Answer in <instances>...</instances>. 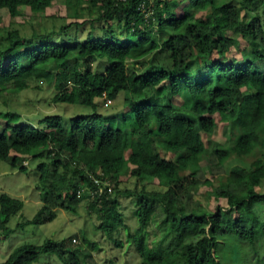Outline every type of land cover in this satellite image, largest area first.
Returning a JSON list of instances; mask_svg holds the SVG:
<instances>
[{"label": "trees", "instance_id": "16d2710c", "mask_svg": "<svg viewBox=\"0 0 264 264\" xmlns=\"http://www.w3.org/2000/svg\"><path fill=\"white\" fill-rule=\"evenodd\" d=\"M55 1L0 0V10L15 18L21 8L37 14ZM64 1L58 26L27 33L10 23L0 34V97L44 87L53 104L90 108L67 122L43 114L37 126L13 109L0 112V161L22 172L23 162L37 161L42 206L26 223L45 224L58 210L77 215L82 205L116 247L124 243L114 236L124 232L138 264H224L221 255L230 264H264V194L254 189L264 178V0H89V14L96 12L89 21L80 0ZM238 46L242 58L229 62ZM182 92L189 107L172 102ZM103 95L113 101L105 115L98 108ZM218 122L230 123L234 144L215 150V158L252 159L250 170L235 165L220 176L214 194L226 208L211 211L190 189L212 185L200 165V133H212ZM97 169L105 179L94 186L88 173ZM127 171L135 184L120 188ZM120 199L132 207L133 231ZM22 208L0 194L1 235ZM75 247L22 244L0 264H35L41 255L80 264Z\"/></svg>", "mask_w": 264, "mask_h": 264}, {"label": "rangeland", "instance_id": "374dc122", "mask_svg": "<svg viewBox=\"0 0 264 264\" xmlns=\"http://www.w3.org/2000/svg\"><path fill=\"white\" fill-rule=\"evenodd\" d=\"M79 4L80 12L82 13V19H87V21L96 17V12L89 14V10L94 11L93 7H90L89 0H80ZM242 0H235L234 3H239ZM180 9H186L185 4H179L177 6ZM22 16L12 18L9 16L5 9L0 10V34L9 28L10 23H12L16 28L22 29L23 31L30 33L32 28L40 25L58 26L61 23V19L66 16L65 1L57 0L51 7L47 8L41 13H32L26 7L21 8ZM177 13V12H176ZM54 19V21L52 20ZM81 19V20H82ZM80 20V21H81ZM69 22L72 20L69 19ZM242 43V42H241ZM243 45V44H242ZM242 47V46H241ZM240 46L234 48L229 55V62L237 61L242 56L239 53L241 49ZM216 58V54L213 59ZM204 71V69H202ZM248 92V91H247ZM53 93L50 89H42L27 91L24 93H19L16 96L9 97L3 95L0 97V112H5L10 109L17 111L20 114V121L22 123L32 124L34 126L38 125L40 116L43 114H58L64 116V121L67 122L70 117L79 114H88L90 108H70L62 104H53L51 102ZM123 96H121V102ZM99 103V113L105 115L106 112H110L108 106L113 103L108 101L105 97ZM7 102V104H5ZM120 102V101H119ZM172 102L179 107H189V95L186 92H182L179 95L172 97ZM108 108V109H107ZM104 109H107L106 112ZM116 122L119 124L121 122V114H117ZM4 119L0 118V126H4ZM202 141L206 147L203 159L201 161V167L205 173V178L212 183L203 184L196 182L193 189H190L193 193L195 199L202 202V204L209 210H215L217 206L226 208L224 198H219L216 200L215 188L220 184L217 180L220 176H227L230 170L235 166L239 165L245 170H250L249 167L252 157L231 159L227 162H220L215 158L214 151L217 149L227 150L234 143L231 139V129L230 123L218 122L214 131L209 134L200 133ZM163 158H167L163 153H161ZM258 156V154L256 155ZM255 156V157H256ZM36 165L37 161L35 159H30L27 164V168L24 172L17 171L11 168L8 162L0 161V194L6 193L16 199L23 202V208L19 215L10 218L7 227L12 231L8 235L0 234V263H2L8 256V254L16 247L22 244L40 245L47 240L52 241H65L68 247H75V250L80 256V264H138L139 258L135 252L134 247L125 241L124 232L121 231L114 238L121 239L123 241L122 247H116L114 243L108 240L104 234L97 230L96 227L99 225L97 220H95L94 215L91 216L85 210L82 205L78 207V214H73L65 212L63 210H58L57 215L51 221L42 225L27 224V221L32 220L37 212L42 206L41 201H39L38 195L40 193V188L37 187L36 178ZM60 170L62 167H59ZM131 166H129V169ZM128 169V171H129ZM128 171L124 173L120 178L119 187L127 186L132 188L135 184V180L132 179ZM150 184H147L149 188H153L155 185L152 180H149ZM255 191L264 194V178L261 180L258 186H255ZM122 214L125 218V222L130 226L131 230H134V225L137 226L135 219L131 217L132 207L129 200L120 199ZM18 226L19 224H23ZM71 237L76 238L77 243H69ZM82 239H85L84 242ZM233 240V239H232ZM222 243V240H220ZM261 245V244H259ZM95 247V248H94ZM230 256L233 253L229 252ZM88 255V256H87ZM235 256V255H233ZM231 256L230 258H232ZM82 258V259H81ZM221 259L224 264H230V261L225 260L221 255ZM35 264H62L53 255H41Z\"/></svg>", "mask_w": 264, "mask_h": 264}, {"label": "clouds", "instance_id": "9594fccd", "mask_svg": "<svg viewBox=\"0 0 264 264\" xmlns=\"http://www.w3.org/2000/svg\"><path fill=\"white\" fill-rule=\"evenodd\" d=\"M106 96L103 95V98H105ZM108 101L111 102L108 98ZM28 164V161H25L23 162V165L27 166ZM204 173V172H203ZM88 176H89V180H90V183H93L94 186L96 185H100V183L102 182V179H105V177H103V174H102V171L100 169H97L94 173L92 174H89L88 173ZM105 185L109 188H111V184L110 182H105ZM80 192V190H79ZM79 194V193H78ZM72 243H77L76 241V238L74 240H72Z\"/></svg>", "mask_w": 264, "mask_h": 264}]
</instances>
